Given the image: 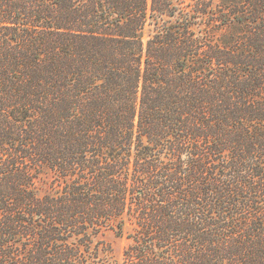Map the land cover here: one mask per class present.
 <instances>
[{"label":"trees","instance_id":"1","mask_svg":"<svg viewBox=\"0 0 264 264\" xmlns=\"http://www.w3.org/2000/svg\"><path fill=\"white\" fill-rule=\"evenodd\" d=\"M264 264V0H0V264Z\"/></svg>","mask_w":264,"mask_h":264},{"label":"rangeland","instance_id":"2","mask_svg":"<svg viewBox=\"0 0 264 264\" xmlns=\"http://www.w3.org/2000/svg\"><path fill=\"white\" fill-rule=\"evenodd\" d=\"M108 240L113 246V262L112 264H120L122 263L123 251L129 244V240L127 238H118L114 234L108 235Z\"/></svg>","mask_w":264,"mask_h":264}]
</instances>
